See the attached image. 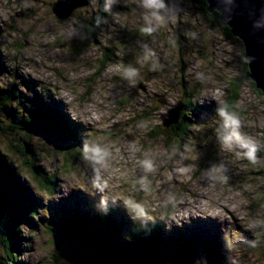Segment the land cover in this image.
Segmentation results:
<instances>
[{
  "label": "rangeland",
  "instance_id": "rangeland-1",
  "mask_svg": "<svg viewBox=\"0 0 264 264\" xmlns=\"http://www.w3.org/2000/svg\"><path fill=\"white\" fill-rule=\"evenodd\" d=\"M57 1L0 0V151L40 199L34 210L40 220L30 219L37 228L21 226L16 254L6 253L0 240V262L64 264L46 227L55 213L78 211L110 212L112 222L125 223L124 232L129 223L160 226L166 236L183 229L200 248L213 244L193 254L196 264L202 254L201 261L216 264L225 257L233 264H264V99L243 76L242 41L228 37L225 25L191 0H164V19L151 22L150 34L141 32L146 13L140 0H89L65 21L53 13ZM144 45L154 53L147 62L141 59ZM124 67L137 70L132 82L124 78ZM233 83H240L239 99L230 112L256 143L255 164L217 140L216 110H227ZM37 97L64 113L79 133L71 150L78 153L75 160L59 136L40 126L29 141V153L54 188L35 183L24 165L32 155L14 153L22 151L21 123ZM180 104L185 110L178 123L165 127L162 115ZM184 115L192 124L187 133L174 128ZM85 139L111 152L100 172L107 181L103 191L92 187V170L82 159ZM141 160L153 161L152 170L145 171ZM219 165L223 171H212Z\"/></svg>",
  "mask_w": 264,
  "mask_h": 264
},
{
  "label": "trees",
  "instance_id": "trees-1",
  "mask_svg": "<svg viewBox=\"0 0 264 264\" xmlns=\"http://www.w3.org/2000/svg\"><path fill=\"white\" fill-rule=\"evenodd\" d=\"M191 1L200 4L203 7L201 10L206 13V16L212 18L219 26L222 25L219 13H210L206 0ZM223 27L227 31V36L232 38L231 29L227 26ZM243 76L247 79L250 78L247 59ZM239 87L240 83L232 84V97L228 100L227 111L234 110V105L239 99L237 95ZM257 92L262 95L260 91ZM11 96L15 97L16 94L11 93ZM183 100L186 109L188 111L191 109V112L194 113L195 109L192 108L190 101H185V98ZM47 106L45 100L40 97H37L33 102L28 120L21 123L24 126L21 131L25 135V138L19 141L22 143V151L16 149L14 153H20L22 156L32 155L29 162L25 159L24 165L30 168L28 171L35 183L42 182L54 188L55 183L51 180L52 177H47L37 165L38 159H35V153H29L31 152L29 141L35 134L36 127L40 126L51 137L58 138L55 135L59 136L60 140L65 143L63 144L64 149L71 152L77 148L74 139L78 138L79 133H77V129L72 128L64 113L57 112ZM191 125V120L184 115L181 123L174 128L187 133L188 127ZM9 127L15 129L14 124H9ZM70 145H72V149L68 148ZM68 151L66 150V154ZM2 154L0 151V240L4 243L6 253L10 255L20 252L19 229L21 226L28 223L35 229L37 228L34 221L32 222L30 219L34 217L40 220L39 214L35 215L34 211L40 205V199L25 188L20 179L19 170L10 164ZM70 155L75 160L78 153L71 152ZM53 178L56 180V177ZM14 190H18L17 195ZM92 216H81L78 211L71 216L61 215L57 212L49 221L46 228L55 246L54 253L56 258L61 259L64 264H196V258H192L193 254H199V249L207 251L208 246L213 247L211 243V245L200 248L198 241L191 242L185 237L183 229H175L174 233L166 236L160 226H151L147 229L148 226L141 227L139 225L140 227H137L129 223L126 225L128 230L124 232L125 223L123 221L112 222L108 212H100V214ZM40 224L42 225L41 222ZM107 236L108 238H106ZM119 236L126 240L127 245L120 244ZM207 243L208 241H203V244ZM84 245L90 250L86 251ZM202 256L199 255L198 264H216L210 259L201 261V258H206L203 254ZM221 263L233 264L229 257H225ZM0 264L2 263L0 262ZM12 264L19 263L13 261Z\"/></svg>",
  "mask_w": 264,
  "mask_h": 264
},
{
  "label": "water",
  "instance_id": "water-1",
  "mask_svg": "<svg viewBox=\"0 0 264 264\" xmlns=\"http://www.w3.org/2000/svg\"><path fill=\"white\" fill-rule=\"evenodd\" d=\"M206 1L209 11L218 12L221 23L242 41L250 79L264 99V0ZM88 2L89 0H58L53 5V13L60 21H65L74 10L87 6ZM183 110L185 107L180 104L162 115L164 126L176 125Z\"/></svg>",
  "mask_w": 264,
  "mask_h": 264
},
{
  "label": "clouds",
  "instance_id": "clouds-1",
  "mask_svg": "<svg viewBox=\"0 0 264 264\" xmlns=\"http://www.w3.org/2000/svg\"><path fill=\"white\" fill-rule=\"evenodd\" d=\"M111 2L114 3L115 0H111ZM140 6L145 9L146 13L144 17L146 26L141 28V32L150 34L153 30L151 22H162L164 19L160 15V11L165 9V2L164 0H140ZM153 57V51L148 48L147 45H144L142 48L141 59L147 62ZM153 63L155 62L153 61ZM136 75L137 70L135 68H123V76L130 82L133 81ZM216 111L220 119L217 140L221 148L228 151L238 150L236 151L237 156H243L247 161L255 164V153L257 151L256 143L241 132L239 117L236 114L227 111L223 106L218 107ZM81 154L82 159L87 162L92 170V187L98 191H103L107 187V181L101 178L100 172L111 156L109 147L100 141L85 139L81 144ZM140 165L145 171H151L154 166L153 161L151 160H141ZM212 171L221 172L223 171V166H215Z\"/></svg>",
  "mask_w": 264,
  "mask_h": 264
},
{
  "label": "bare ground",
  "instance_id": "bare-ground-1",
  "mask_svg": "<svg viewBox=\"0 0 264 264\" xmlns=\"http://www.w3.org/2000/svg\"><path fill=\"white\" fill-rule=\"evenodd\" d=\"M250 76V75H249ZM115 210V209H114ZM115 217V216H114ZM114 219V218H113ZM141 236V235H140ZM123 246V245H122Z\"/></svg>",
  "mask_w": 264,
  "mask_h": 264
}]
</instances>
